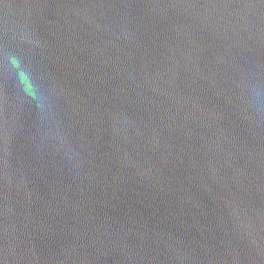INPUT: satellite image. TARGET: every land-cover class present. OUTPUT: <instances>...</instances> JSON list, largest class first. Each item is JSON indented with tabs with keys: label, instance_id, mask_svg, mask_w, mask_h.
<instances>
[{
	"label": "water",
	"instance_id": "1",
	"mask_svg": "<svg viewBox=\"0 0 264 264\" xmlns=\"http://www.w3.org/2000/svg\"><path fill=\"white\" fill-rule=\"evenodd\" d=\"M0 264H264V0H0Z\"/></svg>",
	"mask_w": 264,
	"mask_h": 264
}]
</instances>
